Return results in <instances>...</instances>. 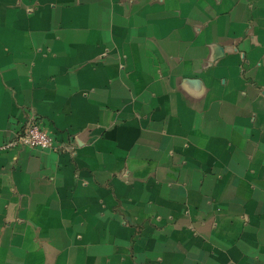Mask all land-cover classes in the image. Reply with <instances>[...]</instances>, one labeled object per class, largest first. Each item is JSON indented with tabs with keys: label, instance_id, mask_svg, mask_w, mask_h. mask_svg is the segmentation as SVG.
Returning <instances> with one entry per match:
<instances>
[{
	"label": "crops",
	"instance_id": "1",
	"mask_svg": "<svg viewBox=\"0 0 264 264\" xmlns=\"http://www.w3.org/2000/svg\"><path fill=\"white\" fill-rule=\"evenodd\" d=\"M0 264H264V0H0Z\"/></svg>",
	"mask_w": 264,
	"mask_h": 264
},
{
	"label": "built area",
	"instance_id": "2",
	"mask_svg": "<svg viewBox=\"0 0 264 264\" xmlns=\"http://www.w3.org/2000/svg\"><path fill=\"white\" fill-rule=\"evenodd\" d=\"M2 148L17 146L37 147L48 150H64V145L54 135L43 128L37 114L30 116L26 127L18 132L13 139L4 142Z\"/></svg>",
	"mask_w": 264,
	"mask_h": 264
}]
</instances>
